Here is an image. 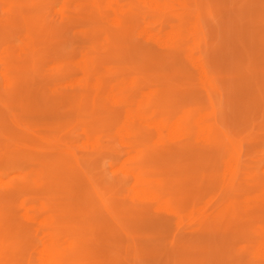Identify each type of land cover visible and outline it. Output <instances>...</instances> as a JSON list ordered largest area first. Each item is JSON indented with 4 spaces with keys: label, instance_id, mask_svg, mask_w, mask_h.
<instances>
[{
    "label": "rangeland",
    "instance_id": "1",
    "mask_svg": "<svg viewBox=\"0 0 264 264\" xmlns=\"http://www.w3.org/2000/svg\"><path fill=\"white\" fill-rule=\"evenodd\" d=\"M138 1L0 0V264H264V0Z\"/></svg>",
    "mask_w": 264,
    "mask_h": 264
},
{
    "label": "bare ground",
    "instance_id": "2",
    "mask_svg": "<svg viewBox=\"0 0 264 264\" xmlns=\"http://www.w3.org/2000/svg\"><path fill=\"white\" fill-rule=\"evenodd\" d=\"M139 1H140V0H139ZM139 1H138V2H139ZM144 1H146V2L149 4V7H150V6H154V7H155V6L158 5V3H157L155 0H144ZM246 1H247V0H246ZM183 3H184V2H183ZM141 4H142V3H141ZM147 6H148V5H147ZM171 6H172V5H171ZM183 7H184V6H183ZM152 8H153V7H152ZM117 12H118V11H117ZM98 13H99V11H98ZM100 13H102V11H101ZM118 14H121V13H117V15H118ZM4 17H5V16H4ZM109 21H111V20H109ZM110 23H111V22H110ZM113 23H114V22H113ZM115 24H117V23H115ZM115 24H114V25H115ZM111 27H112V25H111ZM125 27H126V26H125ZM125 27H124V28H125ZM126 28H127V27H126ZM96 29H98V28H96ZM105 29H107V28H105ZM116 30H117V29H116ZM90 31H91V30H90ZM90 31H89V32H90ZM100 31H101V30H100ZM102 31H103V30H102ZM123 31H124V30H123ZM96 33H97V32H96ZM7 35H8V34H7ZM93 35H95V34H93ZM96 35H97V34H96ZM91 36H92V35H91ZM145 36H146V35H145ZM185 36H186V35H185ZM186 37H187V36H186ZM165 38H166V37H165ZM60 39H61V38H60ZM237 39H238V37H237ZM62 40H63V39H62ZM150 40H154V37L151 36V37H150ZM63 41H64V40H63ZM190 41H191V40H190ZM26 42H27V41H26ZM64 43H65V41H64ZM10 44H11V43H10ZM19 44H21V43H19ZM100 44H101V43H100ZM158 44H159V43H158ZM22 45H23V44H22ZM24 45H25V43H24ZM156 45H157V44H156ZM40 48H41V47H40ZM45 49H46V48H45ZM155 49H158V48L155 47ZM41 50H42V49H41ZM117 50H118V49H117ZM49 51H50V50H49ZM23 52H24V51H23ZM50 52H51V51H50ZM72 52H73V51H72ZM54 53H55V52H54ZM56 53H57V52H56ZM12 54H13V53H12ZM10 55H11V54H10ZM13 55H14V54H13ZM18 55H19V54H18ZM113 56H114V55H113ZM113 56H112V57H113ZM37 57H38V56H37ZM51 60H53V59H51ZM56 60H58V59H56ZM86 65H87V63H86ZM192 65L194 66V68L198 66V65H197V62H192ZM20 67H21V66H20ZM190 67H191V66H190ZM21 68H22V67H21ZM211 69H212V68H211ZM211 69H210V70H211ZM17 70H18V69H17ZM197 70H198V69H197ZM200 72H201V71H200ZM200 72H198V74H199ZM80 73H81V72H80ZM76 74H77V73H76ZM202 75H203V74H202ZM59 77H60V76H59ZM90 77H92V76H90ZM201 77H202V76H201ZM253 77H255V76H253ZM92 78H93V77H92ZM132 79H133V78H132ZM187 79H188V78H187ZM236 79H237V78H236ZM240 79H241V78H240ZM253 79H254V78H253ZM112 81H115V80H112ZM87 84H88V83H87ZM114 84H115V83H114ZM117 84H118V83H117ZM117 84H115V85H117ZM210 86L212 87L211 84H210ZM73 87H74V86H73ZM114 87H115V86H114ZM214 88H215V86H214ZM61 90H62V89H61ZM207 96H208V95H207ZM109 100H110V99H109ZM227 102H228V101H227ZM110 104H111V103H110ZM8 106H9V105H8ZM8 106H6V107L8 108ZM9 108H10V107H9ZM194 109H195V108H194ZM196 110H198V109H196ZM200 111H201V110H200ZM5 112H7V111H5ZM0 119H1V118H0ZM197 119H200V118H197ZM200 120H201V119H200ZM176 121H179V120H176ZM175 123H176V122H175ZM175 123H174V124L171 123L172 125H170V126L168 127V129H165V131L168 130V132H169V128H170V127H175ZM177 124H179V122H177ZM177 124H176V125H177ZM173 125H174V126H173ZM200 125H201V124H200ZM144 126H145V125H144ZM177 126H178V125H177ZM198 126H199V125H198ZM148 128H149V127H148ZM87 129H88V127H87ZM91 129H92V128H91ZM96 129H97V128H96ZM170 129L172 130V128H170ZM88 130H89V129H88ZM148 130H149V129H148ZM156 130L160 131V130H161L160 126H157ZM174 130H175V128H174ZM95 131H97V130H95ZM98 131H99V130H98ZM101 131H102V130H101ZM101 131H99V132H101ZM179 131H180V130H179ZM200 131H201V133H202V131H204V130H200ZM75 132H76V131H75ZM89 132H90V131H89ZM91 132H92V131H91ZM168 132H166V134H167ZM207 132H211V131L209 130V131H207ZM173 133H174V132H173ZM201 133H199V134H201ZM169 134H170V132H169ZM202 134H203V133H202ZM167 135H168V134H167ZM167 135H166V136H167ZM175 135H178V134H175ZM197 136H198V133H197ZM197 136H196V137H197ZM170 137L172 138V136H169V137H167V140H168V138H170ZM201 137H202V135H201ZM119 138H120V137H119ZM171 138H170V139H171ZM199 138H200V137H199ZM199 138H198V139H199ZM117 139H118V138H117ZM170 139H169V140H170ZM172 139H173V138H172ZM99 140H100V139H99ZM132 140H133V139H132ZM169 140H168V141H169ZM174 140H176V139H175V136H174ZM20 141H21V140H20ZM21 142H22V141H21ZM3 146H4V145H3ZM16 151H18V150H16ZM75 154L77 155V152H76ZM86 167H87V166H86ZM3 169H4V168H3ZM3 169L0 168V170H3ZM5 169H6V167H5ZM67 169H69V168H67ZM99 169H100V168H99ZM226 169H227V168H226ZM56 170H57V169H56ZM87 170H88V169H87ZM109 170H110V169H109ZM88 171H90V170H88ZM92 171H95V170H91V172H92ZM115 171L117 172V169H116ZM223 171H224V170H223ZM51 172H52V171H50V173H51ZM60 172H61V171H60ZM97 172H98V171H97ZM109 173H110V172H109ZM16 174H17V172H16ZM42 174H44V173H42ZM101 174H102V173H101ZM92 175H93V174H92ZM10 176H11V175H10ZM39 176H41V174H39ZM90 176H91V175H90ZM35 177H36V176H35ZM144 177H145V176H144ZM6 179H7V178H6ZM53 179H54V178H53ZM53 179H51V180H53ZM55 182H56V181H55ZM58 183H59V182H58ZM133 184H134V183H133ZM131 185H132V184H131ZM131 185H130V186H131ZM0 186H1V184H0ZM132 186H133V185H132ZM132 186H131V188H133ZM139 186H140V185H139ZM109 191H110V190H109ZM112 191H113V190H112ZM119 191H120V190H119ZM129 191H130V190H129ZM110 192H111V191H110ZM131 192H133V191L131 190ZM119 193H120V192H119ZM136 193H137V192H136ZM262 193H264V191H262ZM133 194H135V193L133 192ZM140 194H141V193H139V195H140ZM0 196H1V195H0ZM132 196H133V195H132ZM142 196H143V195H142ZM127 197H128V196H127ZM133 197H136V195L133 196ZM139 197H140V196H139ZM147 198L150 199L149 196H148ZM130 199H131V198H130ZM139 199H140V198H139ZM140 200H141V199H140ZM150 200H154V199H150ZM261 201H262V200H261ZM149 202H150V201H149ZM5 204H6V203H5ZM146 204H147V203H146ZM0 205H1V204H0ZM20 205H21V204H20ZM160 207H161V206H160ZM158 208H159V206H158ZM157 210H158V209H157ZM173 211H175V210H173ZM176 212H177V211H176ZM197 212H198V211H197ZM52 213H53V212H52ZM158 213H159V212H158ZM21 215H22V210H21ZM21 217H22V216H21ZM193 217H194V216H193ZM181 218H182V217H181ZM193 219H194V218H193ZM23 220H24V219H23ZM185 220H186V219H185ZM189 222H190V221H189ZM169 223H170V222H169ZM150 224H151V223H150ZM187 224H188V222H187ZM158 225H160V224H158ZM152 226H153V225H152ZM161 226H163V225H161ZM168 227H169V226H168ZM183 227H184V226H183ZM135 228H136V227H135ZM156 228H157V227H156ZM184 229H185V228H184ZM129 232H130V231H129ZM139 234H140V232H139ZM68 235H69V234H68ZM124 235H125V234H124ZM259 237H260V236H259ZM69 238H70V237H69ZM260 244H261V243H260ZM17 245H18V244H17ZM258 247H259V246H258ZM261 247L264 248V246H262V245H261ZM19 249H20V247H19ZM19 249H18V250H19ZM256 249H257V248H256ZM260 249H261V248H260ZM260 249L258 248V250H260ZM66 250H67V249H66ZM111 250H114V249L112 248ZM114 251H115V250H114ZM257 252H258V251H257ZM259 252H260V251H259ZM38 253H39V255L42 256L44 252H43V251H40V252L38 251ZM18 254H19V253H18ZM255 254H256V253H255ZM43 256H44V255H43ZM41 258H42V257H41ZM44 258H45V257H44ZM35 259H36V258H35ZM35 259H34V260H35ZM47 259H48V258H47ZM47 259H46V260H47ZM46 260H45V261L43 260L42 263H43V262L45 263ZM38 262H39V261H38ZM44 263H43V264H44ZM36 264H37V263H36ZM40 264H41V263H40Z\"/></svg>",
    "mask_w": 264,
    "mask_h": 264
}]
</instances>
